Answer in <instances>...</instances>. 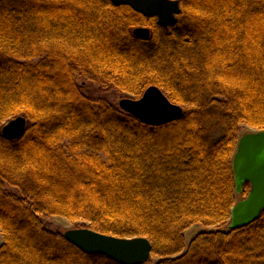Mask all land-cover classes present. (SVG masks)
Segmentation results:
<instances>
[{"label":"trees","instance_id":"trees-1","mask_svg":"<svg viewBox=\"0 0 264 264\" xmlns=\"http://www.w3.org/2000/svg\"><path fill=\"white\" fill-rule=\"evenodd\" d=\"M178 1L162 28L109 0H0V131L27 122L0 134V264H118L46 217L147 238L153 264H264V212L228 228L239 128L264 131V0ZM80 79L134 100L155 86L182 117L144 125Z\"/></svg>","mask_w":264,"mask_h":264},{"label":"water","instance_id":"water-1","mask_svg":"<svg viewBox=\"0 0 264 264\" xmlns=\"http://www.w3.org/2000/svg\"><path fill=\"white\" fill-rule=\"evenodd\" d=\"M116 7L127 6L144 18H153L162 28L174 26L181 12L178 0H109ZM134 37L147 40L150 31L137 27ZM123 111L144 125L160 127L181 119L183 109L168 101L163 92L150 86L137 100H122ZM24 117L10 119L1 128L0 134L10 141L18 140L25 133ZM232 160L235 194L248 185L249 192L231 208V230L249 226L264 212V131L246 133L239 138ZM63 238L85 254L103 255L118 264H145L151 259L152 246L147 238H117L99 234L90 228L68 230Z\"/></svg>","mask_w":264,"mask_h":264},{"label":"rangeland","instance_id":"rangeland-1","mask_svg":"<svg viewBox=\"0 0 264 264\" xmlns=\"http://www.w3.org/2000/svg\"><path fill=\"white\" fill-rule=\"evenodd\" d=\"M78 85L81 86L84 89V93L89 96L90 98H92L94 101L98 100V99H107V101L112 104L114 107H119L120 103L122 100H127V99H132L134 100L133 96H131L130 94H120V93H115L113 91L111 92H103L100 87H98V85L96 84H92L90 82H85L82 79H80L78 81ZM6 124V123H5ZM258 131V130H257ZM255 129L250 128L248 126H241L239 128V137H242L244 135H246V133H254L257 132ZM236 203L239 202L240 199V195H236ZM44 224L45 226H47L49 229H51L54 232H60V233H64L68 230H73V229H79V228H83V227H87V224L82 222V221H78V222H70V221H66L60 217L57 218H44ZM204 228L201 225H197L194 226L188 230H186L185 232V236H184V244H185V248H187V246L189 245L188 242L195 237L199 232H203ZM2 243V239H1V235H0V244ZM156 259H150L147 263L145 264H153L155 263Z\"/></svg>","mask_w":264,"mask_h":264},{"label":"bare ground","instance_id":"bare-ground-1","mask_svg":"<svg viewBox=\"0 0 264 264\" xmlns=\"http://www.w3.org/2000/svg\"><path fill=\"white\" fill-rule=\"evenodd\" d=\"M241 194V193H240Z\"/></svg>","mask_w":264,"mask_h":264}]
</instances>
